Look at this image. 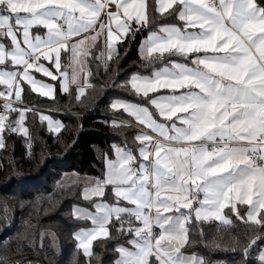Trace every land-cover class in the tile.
Wrapping results in <instances>:
<instances>
[{
	"label": "snow or ice",
	"instance_id": "6c2138e0",
	"mask_svg": "<svg viewBox=\"0 0 264 264\" xmlns=\"http://www.w3.org/2000/svg\"><path fill=\"white\" fill-rule=\"evenodd\" d=\"M144 30L148 71L118 85L136 99L109 105L131 120L114 129L136 125V147L113 144L100 177L73 181L76 252L104 264L95 248L117 240L111 264H206L188 253L193 231L242 226V264H264V0H0V149L5 133L30 139L29 113L64 127L27 92L80 101L91 64L112 71Z\"/></svg>",
	"mask_w": 264,
	"mask_h": 264
},
{
	"label": "trees",
	"instance_id": "16d2710c",
	"mask_svg": "<svg viewBox=\"0 0 264 264\" xmlns=\"http://www.w3.org/2000/svg\"><path fill=\"white\" fill-rule=\"evenodd\" d=\"M164 22L176 21L158 23ZM147 34L144 30L121 46L118 67L113 63L112 71L105 72L103 63L93 62L92 80L96 88L89 89L88 95L80 101L75 100V93L71 96L61 93L58 87L55 100L30 91L26 93L25 106L36 107L38 112L64 127L59 133H53L29 113L25 123L30 139L15 133L4 134L6 148L0 149V212L6 233L0 239V261L37 256L48 264H84L85 258L76 252L72 239L77 225L70 213L74 204H85L78 199L79 188L74 183L61 184L60 181L68 174L100 177L103 154L110 152L113 144L123 146L127 140L129 147H136L132 137L137 129L132 126L123 129V133L114 129L112 120L129 119L111 110L109 104L112 100L136 99L118 85L134 72L147 73L137 53L140 41ZM41 231L54 234L56 251L47 238L40 239ZM242 232V226L228 234L205 225L204 238L199 229L193 231L191 238L195 243L188 253L203 257L206 264H242L241 249L235 239ZM240 239L243 240L242 235ZM214 240L222 246L215 247ZM116 243L118 241L113 240L95 248L104 264H111ZM27 264L38 263L28 261ZM93 264L99 262L94 259Z\"/></svg>",
	"mask_w": 264,
	"mask_h": 264
},
{
	"label": "water",
	"instance_id": "95a60500",
	"mask_svg": "<svg viewBox=\"0 0 264 264\" xmlns=\"http://www.w3.org/2000/svg\"><path fill=\"white\" fill-rule=\"evenodd\" d=\"M5 233H6V223L0 212V239L5 235ZM28 261L36 262L38 264H48L37 256L18 257L11 260L0 261V264H20Z\"/></svg>",
	"mask_w": 264,
	"mask_h": 264
},
{
	"label": "crops",
	"instance_id": "0c3cea01",
	"mask_svg": "<svg viewBox=\"0 0 264 264\" xmlns=\"http://www.w3.org/2000/svg\"><path fill=\"white\" fill-rule=\"evenodd\" d=\"M147 36V35H146ZM146 38V37H145ZM143 40V39H142ZM142 40L140 41V43H139V46H140V44H141V42H142ZM139 46H138V49H139ZM137 53H138V50H137ZM138 57H139V55H138ZM102 63V62H101ZM37 78H39V79H42V80H45L46 82H49V83H53V84H55V83H57V82H53V81H48L47 80V78L46 77H41V76H39V74H37ZM59 88V87H58ZM60 90V89H59ZM61 93H63L62 91H60ZM35 94V93H34ZM37 95V94H36ZM45 98V97H44ZM47 99V98H46ZM113 101H115V100H112L111 102H110V104L113 102ZM109 104V105H110ZM44 114V113H43ZM46 115V114H45ZM124 115H126V114H124ZM127 116V115H126ZM128 118V117H127ZM129 120L127 121V122H129V123H131V120H130V118H128ZM53 120V119H52ZM54 121H57V120H54ZM58 122V121H57ZM44 124H45V126H46V128H47V122H44ZM132 126L133 127H135L136 129H137V127H136V125L135 124H132ZM48 129V128H47ZM53 133H55V132H53ZM22 136V135H21ZM24 137V136H23ZM103 168H104V162H103ZM89 178H91V177H86V176H76V175H73V174H68V175H65L63 178H62V180L60 181V183L61 184H69V183H73V181H77V180H81V181H87Z\"/></svg>",
	"mask_w": 264,
	"mask_h": 264
},
{
	"label": "rangeland",
	"instance_id": "374dc122",
	"mask_svg": "<svg viewBox=\"0 0 264 264\" xmlns=\"http://www.w3.org/2000/svg\"><path fill=\"white\" fill-rule=\"evenodd\" d=\"M41 234L48 239V241L50 243V247L54 251H56L57 250V244H56L55 238H53V234L50 231H41V232H39V237Z\"/></svg>",
	"mask_w": 264,
	"mask_h": 264
}]
</instances>
